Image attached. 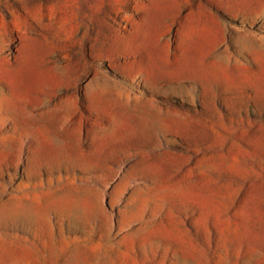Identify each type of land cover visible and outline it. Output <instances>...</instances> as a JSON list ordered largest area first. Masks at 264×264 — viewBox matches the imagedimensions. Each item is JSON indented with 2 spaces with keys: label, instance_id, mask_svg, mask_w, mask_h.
Segmentation results:
<instances>
[{
  "label": "rangeland",
  "instance_id": "rangeland-1",
  "mask_svg": "<svg viewBox=\"0 0 264 264\" xmlns=\"http://www.w3.org/2000/svg\"><path fill=\"white\" fill-rule=\"evenodd\" d=\"M0 264H264V0H0Z\"/></svg>",
  "mask_w": 264,
  "mask_h": 264
}]
</instances>
